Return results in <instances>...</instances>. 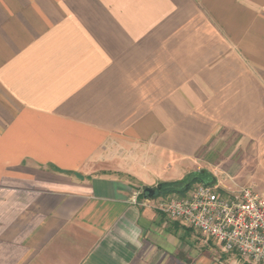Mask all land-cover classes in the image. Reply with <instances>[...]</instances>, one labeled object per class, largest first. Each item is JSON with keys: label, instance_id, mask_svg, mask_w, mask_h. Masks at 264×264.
Returning a JSON list of instances; mask_svg holds the SVG:
<instances>
[{"label": "crops", "instance_id": "1", "mask_svg": "<svg viewBox=\"0 0 264 264\" xmlns=\"http://www.w3.org/2000/svg\"><path fill=\"white\" fill-rule=\"evenodd\" d=\"M201 170L264 194V0H0V264H253L144 194Z\"/></svg>", "mask_w": 264, "mask_h": 264}, {"label": "built area", "instance_id": "2", "mask_svg": "<svg viewBox=\"0 0 264 264\" xmlns=\"http://www.w3.org/2000/svg\"><path fill=\"white\" fill-rule=\"evenodd\" d=\"M140 192H133L137 202ZM169 217L213 237L225 252L237 251L253 264H264V194L253 185L226 191L197 184L185 195L148 198Z\"/></svg>", "mask_w": 264, "mask_h": 264}, {"label": "trees", "instance_id": "3", "mask_svg": "<svg viewBox=\"0 0 264 264\" xmlns=\"http://www.w3.org/2000/svg\"><path fill=\"white\" fill-rule=\"evenodd\" d=\"M197 184L215 185V176L207 170H201L198 172L190 173L185 179L177 181H165L161 182V188L157 189L155 195L152 196L153 199L159 196H169V195H185L189 189ZM148 187H145V189ZM144 189V194L147 192Z\"/></svg>", "mask_w": 264, "mask_h": 264}, {"label": "water", "instance_id": "4", "mask_svg": "<svg viewBox=\"0 0 264 264\" xmlns=\"http://www.w3.org/2000/svg\"><path fill=\"white\" fill-rule=\"evenodd\" d=\"M158 188H161V185H158L157 187L146 188L145 191L147 192V196L152 197L153 195H155Z\"/></svg>", "mask_w": 264, "mask_h": 264}, {"label": "rangeland", "instance_id": "5", "mask_svg": "<svg viewBox=\"0 0 264 264\" xmlns=\"http://www.w3.org/2000/svg\"><path fill=\"white\" fill-rule=\"evenodd\" d=\"M256 190H258L259 192H262V191H260L259 189H256ZM172 196V195H171Z\"/></svg>", "mask_w": 264, "mask_h": 264}]
</instances>
